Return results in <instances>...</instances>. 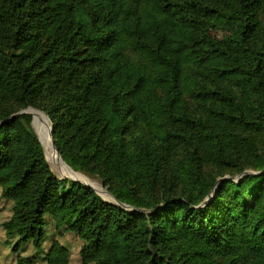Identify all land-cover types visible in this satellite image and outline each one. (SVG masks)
Here are the masks:
<instances>
[{"label": "trees", "instance_id": "trees-1", "mask_svg": "<svg viewBox=\"0 0 264 264\" xmlns=\"http://www.w3.org/2000/svg\"><path fill=\"white\" fill-rule=\"evenodd\" d=\"M0 190L17 264H264V0H0Z\"/></svg>", "mask_w": 264, "mask_h": 264}, {"label": "rangeland", "instance_id": "rangeland-1", "mask_svg": "<svg viewBox=\"0 0 264 264\" xmlns=\"http://www.w3.org/2000/svg\"><path fill=\"white\" fill-rule=\"evenodd\" d=\"M28 108H31V107H27V108L21 109V110H19L17 113H15L13 115L23 114V113H25V111ZM32 108L36 109L38 111H41L42 113H44L48 117V115L44 111H42L41 109H37V108H34V107H32ZM25 114H28V113H25ZM29 115L31 116L32 114H29ZM31 118H32V122H31L32 129H33L36 137L38 138L39 143L42 146L43 153L45 155L46 161L49 164V166L51 167L52 171L55 173V175L61 180L78 181V182L82 183L85 186L91 187L106 202L114 204L115 203V199H116L115 196L109 191L108 185H106L105 182L101 178H99L98 176H93V175H90L89 173H86V172H83V171H77V170L73 169L71 166H69L63 159H62L63 162L72 170V171L70 170V172H72L71 174L70 173L68 174L66 169H64V168H62L60 166H53V164H51L49 162V160H48V158L46 156V151L44 150V146L42 145V142H41V140L39 138V134H38L36 128L34 127L33 115L31 116ZM61 158L62 157H60V159ZM209 169H212L216 173H222L223 174L222 176H220L218 178L219 181H222V180H235V181H237L240 178L244 177V175L261 173L260 171H256L255 169H253L250 166L249 167L246 166L245 167V171L243 173H239V174H232V173L236 172L233 169H226V168L220 169V168H216L215 166H209ZM103 192H105V193H103ZM125 206H126L127 210L135 209L134 207H132L130 205H125ZM12 207H13V203L11 201H8V200L3 198L1 196V190H0V264H17L16 258H17L18 255L16 256L15 252H13V250H12V245H14V243L13 242H11L10 244L7 243V240H6V237H5V233H4V230H3V226H2L3 223L12 215ZM48 230H49V232H48V240H47V242L45 244V248H48L49 245H50V242L55 237H58L56 235L57 233L54 232V226L52 224L49 225ZM60 241H61V243L65 244V245H67L69 247L71 261L73 263L79 262L80 261L79 252H80V248H81L82 242L78 239V237L75 236L74 234H67L64 238H60ZM24 248H25V252L21 253L24 257L31 256V255H36V252L33 249V246L31 244L25 246ZM35 264H45V263H43L42 261L37 259Z\"/></svg>", "mask_w": 264, "mask_h": 264}, {"label": "bare ground", "instance_id": "bare-ground-1", "mask_svg": "<svg viewBox=\"0 0 264 264\" xmlns=\"http://www.w3.org/2000/svg\"><path fill=\"white\" fill-rule=\"evenodd\" d=\"M29 112H30V114L33 115L34 127L36 128V130L39 134V138L42 142V145L44 146V150L46 151V156H47L49 162L51 164H53V166H60L64 169H66L67 173L71 174L72 173V172H70L71 169L63 162L62 159H60V157H59L60 155H58V152L53 145L52 137L50 135V126L51 125H50L49 118L44 113H42L41 111H38L36 109H31V110H29ZM103 193H105V192H103Z\"/></svg>", "mask_w": 264, "mask_h": 264}, {"label": "water", "instance_id": "water-1", "mask_svg": "<svg viewBox=\"0 0 264 264\" xmlns=\"http://www.w3.org/2000/svg\"><path fill=\"white\" fill-rule=\"evenodd\" d=\"M31 109H33L32 107L31 108H28L26 111H25V113H28V114H30V112H29V110H31ZM17 115H20V114H17ZM17 115H15V116H17ZM50 120V119H49ZM50 135H51V137H52V134H53V125H52V123H51V121H50ZM52 142H53V145H54V147H55V143H54V139H53V137H52ZM56 148V147H55ZM56 150H57V152H58V154H59V151H58V149L56 148ZM60 155V154H59ZM61 157V156H60ZM62 159V158H61ZM115 199V198H114ZM114 204H116V205H119V206H121V207H125L126 208V206L124 205V204H122V203H120L117 199H115V203Z\"/></svg>", "mask_w": 264, "mask_h": 264}]
</instances>
